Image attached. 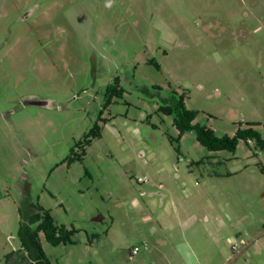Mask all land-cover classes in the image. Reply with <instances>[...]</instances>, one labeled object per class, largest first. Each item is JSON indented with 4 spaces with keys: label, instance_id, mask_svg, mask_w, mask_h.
I'll return each instance as SVG.
<instances>
[{
    "label": "rangeland",
    "instance_id": "374dc122",
    "mask_svg": "<svg viewBox=\"0 0 264 264\" xmlns=\"http://www.w3.org/2000/svg\"><path fill=\"white\" fill-rule=\"evenodd\" d=\"M180 95L264 137V0H0V264H29L31 202L76 229L40 233L52 264H264V149L180 134Z\"/></svg>",
    "mask_w": 264,
    "mask_h": 264
},
{
    "label": "trees",
    "instance_id": "16d2710c",
    "mask_svg": "<svg viewBox=\"0 0 264 264\" xmlns=\"http://www.w3.org/2000/svg\"><path fill=\"white\" fill-rule=\"evenodd\" d=\"M122 90L117 85H113L106 90V99L104 107L112 102L114 95L121 96ZM160 109L166 114L173 115L174 124L183 134L186 131H194L198 141L210 151L228 150L235 152L240 139L248 142L252 140L261 149H264V137L254 127L239 128L234 135L225 134L220 136L216 134L211 127L194 123L198 115V110L188 109L185 104L184 96L175 97L173 104L162 105ZM250 125L256 124L250 122ZM101 136V126L95 123L89 132L85 134V139L79 140L76 145H80L83 150L75 156L69 158V163L77 159H82L86 153V146L90 145L94 138ZM202 162V161H200ZM31 210L27 222L20 223V243L21 251L27 256L29 264H52L47 257L42 243L40 241V233L45 235L48 242L53 245L66 243L71 241V236L76 229L67 228L64 224H58L51 211L39 203L30 204ZM25 257V256H24Z\"/></svg>",
    "mask_w": 264,
    "mask_h": 264
},
{
    "label": "flooded vegetation",
    "instance_id": "af4514ba",
    "mask_svg": "<svg viewBox=\"0 0 264 264\" xmlns=\"http://www.w3.org/2000/svg\"><path fill=\"white\" fill-rule=\"evenodd\" d=\"M24 15H26V14H24ZM26 16H27V15H26ZM113 85H117V84L113 83V84L108 85L107 88H106V90H107L109 87H112ZM85 134H86V133H85ZM83 139H85V135H84ZM25 194H26V190L23 191V195H24V196H25ZM25 200H28V198L25 199Z\"/></svg>",
    "mask_w": 264,
    "mask_h": 264
},
{
    "label": "built area",
    "instance_id": "2783aa9c",
    "mask_svg": "<svg viewBox=\"0 0 264 264\" xmlns=\"http://www.w3.org/2000/svg\"><path fill=\"white\" fill-rule=\"evenodd\" d=\"M138 251H139V247L136 246L135 248H133L132 254L134 255V254L138 253Z\"/></svg>",
    "mask_w": 264,
    "mask_h": 264
}]
</instances>
